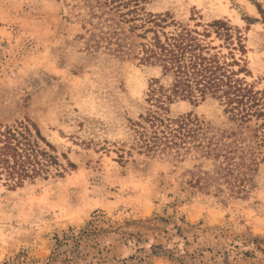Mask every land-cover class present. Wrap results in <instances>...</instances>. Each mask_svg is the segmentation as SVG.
<instances>
[{"label":"rangeland","instance_id":"obj_1","mask_svg":"<svg viewBox=\"0 0 264 264\" xmlns=\"http://www.w3.org/2000/svg\"><path fill=\"white\" fill-rule=\"evenodd\" d=\"M113 6L0 0V124L35 122L66 169L17 187L0 181V264H49L56 236L89 224L99 233L83 242L92 264H264V162L247 194L236 197L226 185L217 192L195 184L214 170L213 159L140 152L131 123L150 107L151 84L162 72L137 57L143 29L131 30L120 15L127 9ZM142 6L140 15L168 14L169 23L201 31L219 19L238 28L247 52L236 58L249 70L241 76L264 88V0ZM106 32L117 35L110 41ZM117 38L123 52L114 50ZM208 40L213 52L229 56L224 40ZM169 83L164 77L158 86ZM188 113L219 134L248 137L254 127H238L211 97L170 105L172 117Z\"/></svg>","mask_w":264,"mask_h":264},{"label":"trees","instance_id":"obj_2","mask_svg":"<svg viewBox=\"0 0 264 264\" xmlns=\"http://www.w3.org/2000/svg\"><path fill=\"white\" fill-rule=\"evenodd\" d=\"M147 1L106 0L116 10L127 9L120 15L133 22L131 30L143 29L138 36L145 41L140 43L137 57L144 64L160 67L162 72L151 84L147 98L150 107L131 123L140 152L174 158L194 152L213 159L214 170L198 174L195 184L202 188L214 186L217 192H224L226 185L231 195L245 196L253 186L259 164L264 162V88H257L241 76L249 72L240 61L244 59L236 58V51L241 55L247 52L241 32L221 19L206 24L201 31L174 20L169 23L168 14L140 15L139 11H144L142 4ZM171 25L175 28L167 31ZM104 34L111 41L117 32ZM213 34L231 48L229 56L213 52L217 47L208 40ZM116 40L118 46L114 50L123 52ZM164 77H169V86H158ZM209 97L224 106V112L238 127L250 129L253 124L251 136L236 131L216 133L192 113L170 116V105L179 98L198 103ZM68 164L74 166L69 160ZM53 168L58 175L63 173L60 170H66L56 147L35 122L25 119L0 124V181L5 180L11 187L22 186L38 177H48ZM98 234L89 224L57 235L49 264H92L86 261L83 242Z\"/></svg>","mask_w":264,"mask_h":264}]
</instances>
